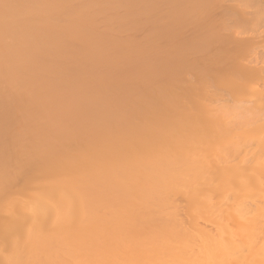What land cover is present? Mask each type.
Wrapping results in <instances>:
<instances>
[{"label":"bare ground","instance_id":"bare-ground-1","mask_svg":"<svg viewBox=\"0 0 264 264\" xmlns=\"http://www.w3.org/2000/svg\"><path fill=\"white\" fill-rule=\"evenodd\" d=\"M144 19L164 23L116 35ZM263 20L0 0V264H264Z\"/></svg>","mask_w":264,"mask_h":264},{"label":"rangeland","instance_id":"rangeland-1","mask_svg":"<svg viewBox=\"0 0 264 264\" xmlns=\"http://www.w3.org/2000/svg\"><path fill=\"white\" fill-rule=\"evenodd\" d=\"M96 1H98V0H96ZM122 8H123V7H122ZM122 8H121V7H120V9L118 8V9H117L118 11H117L116 9H115V10L117 11V13H120V14L122 15V13H124V14L126 13V11H125L126 9H122ZM121 9H122V10H121ZM249 9H250V8H249ZM115 10H113V13H112V11H111V12L108 11V12H107L108 14L106 13V14H104V16L102 15L103 17H100V16H101L100 14H99L100 16L98 15V17L102 18V19L99 18V19H100V20H98L99 23H98V21L96 22V26L98 27V29H100L101 31H102V29H103V31H106V30L109 29V28L106 29V26L109 24V23H106V19H107V17H108L109 14H111V16H109L108 18H112V16H113L112 14H115V13H116ZM119 10H121V11H119ZM250 10H251V9H250ZM114 11H115V13H114ZM124 11H125V12H124ZM109 12H110V13H109ZM117 13H116V14H117ZM163 13H166V11H163ZM124 14H123V15H124ZM105 15H106L107 17H106ZM118 15H119V14H118ZM116 16H117V15H116ZM141 16H142V15H141ZM141 16H140V17H141ZM98 17H97V18H98ZM104 17H106V18L103 20ZM114 17H115V16H114ZM118 17H120V15H119ZM250 17L254 18V17H256V15H251ZM141 18H142V17H141ZM141 18H140V19H141ZM143 18H145V17H143ZM102 20H103V21H102ZM140 21H141V20H140ZM144 21H145V26H144V25H141L142 22L138 24L139 26L141 25V26H140V29H139V26L137 27V25H135L137 28H134V27L132 26V30H130L131 27H130V28H127V29H122L124 26H121V24H120V26H121V27H120L121 30H124V31H120V28H119V27H118L119 29H117V27H115V28L117 29L116 32L118 31V34H116V33H115V34L118 35V36H119V35H122V36H120V38H121V37H123V38H124V37H127V38L131 37V38H132V37H134V35H135V38H136V39L139 38V39H141V41H142V40L144 39V37L147 38V37L149 36L150 32L148 33V31L152 30V28H153V26H152L153 22H152V23H149V22H148V24H147V23H146L147 20L144 19ZM144 21H143V22H144ZM263 21H264V20H263ZM263 21H262V22L260 23V25H259V26H261V25H262V26H261L260 28H259V26H258V27H257L258 29L256 28L255 30H257V31H261V30H263V31H264V26H263L264 24H263ZM115 22H117V21H115ZM104 23H105V24H104ZM112 23H113L114 25H118V23L116 24V23H114V21H113ZM163 23H164V21H161V22H159L158 24H155V23H154V24H155V25H160V24H163ZM110 24H111V23H110ZM142 24H144V23H142ZM154 24H153V25H154ZM110 26H111V25H109V27H110ZM118 26H119V25H118ZM142 26H144V27H142ZM99 27H100V28H99ZM107 27H108V26H107ZM112 27H114V26L112 25ZM112 27H111V28H112ZM150 27H151V29H150ZM124 28H125V27H124ZM133 28H134V29H133ZM141 28H142V29H141ZM105 29H106V30H105ZM113 29H114V28H113ZM113 29H112V30H113ZM149 29H150V30H149ZM109 30H110V29H109ZM125 30H126V31L128 30V31L125 32ZM146 30H147V31H146ZM114 32H115V31H114ZM119 32H120V33H119ZM130 32H132V33H131L132 35L130 34ZM125 33H126V34H125ZM147 33H148V35H147ZM146 36H147V37H146ZM142 37H143V38H142ZM135 38H133V39H135ZM137 40H138V39H137ZM161 41H162L161 43L164 44L165 40L162 39ZM163 41H164V42H163ZM257 49H258V48H257ZM259 49H260V50H259ZM259 49L257 50L258 53H263V52H261V51H263V50H262L261 48H259ZM248 92H249V91H247V93H248ZM247 93H246V96L248 95ZM254 95L257 96L256 94H254ZM254 95H253V96H254ZM252 99H254V98H252ZM263 191H264V190H263ZM263 197H264V192H263L262 195H261V198H263ZM179 202L181 203L180 205H185V203H183L184 201H183L182 199H181ZM183 207H184V206H183ZM184 208H185V207H184ZM184 211H185V209H184ZM13 242H14V240H13ZM8 243H9V244H10V243L12 244V240H11V242H8ZM7 248H8V246L5 248V251L8 250Z\"/></svg>","mask_w":264,"mask_h":264}]
</instances>
